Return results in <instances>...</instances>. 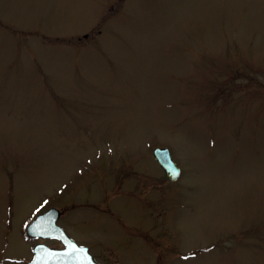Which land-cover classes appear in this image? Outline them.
Here are the masks:
<instances>
[{"label":"rangeland","instance_id":"374dc122","mask_svg":"<svg viewBox=\"0 0 264 264\" xmlns=\"http://www.w3.org/2000/svg\"><path fill=\"white\" fill-rule=\"evenodd\" d=\"M53 207L100 264H264V0H0V264Z\"/></svg>","mask_w":264,"mask_h":264},{"label":"water","instance_id":"95a60500","mask_svg":"<svg viewBox=\"0 0 264 264\" xmlns=\"http://www.w3.org/2000/svg\"><path fill=\"white\" fill-rule=\"evenodd\" d=\"M153 154L165 170L166 176L171 181H175L180 175V170L173 161L170 150L156 148ZM59 216L60 211L51 208L28 225L27 234L29 236L43 239L55 238L64 246L63 248H50L44 244H38L34 248V258L28 264H97L87 247L78 246L56 224Z\"/></svg>","mask_w":264,"mask_h":264}]
</instances>
